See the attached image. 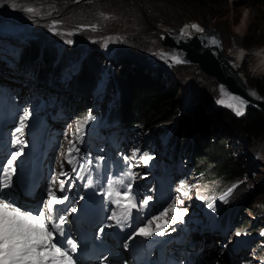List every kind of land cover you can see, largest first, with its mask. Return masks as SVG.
I'll use <instances>...</instances> for the list:
<instances>
[{
	"label": "rangeland",
	"instance_id": "obj_1",
	"mask_svg": "<svg viewBox=\"0 0 264 264\" xmlns=\"http://www.w3.org/2000/svg\"><path fill=\"white\" fill-rule=\"evenodd\" d=\"M19 1L0 0V84L4 74L7 77L13 75L14 63L19 59L22 48L25 45L38 43L37 41L35 42L38 36L46 37L48 40L56 39V37L61 38V41H63L62 39L66 41L71 40L72 43L70 45H81L80 48L82 49L77 61L66 65V71H63L60 77L53 78L47 76L46 80H33L29 86L31 77L25 73L24 77L21 75L17 76L20 80L18 83H12L9 80L5 82V87L8 90L15 91V96L22 104L23 110L30 111L31 107L34 110L44 102V107L38 113L48 119V116L51 115L54 107L58 104V100L61 99L60 104L63 102L67 103L68 101L78 103L77 98L71 94L68 88V77L72 78V75L75 73L76 63L82 65L79 58L83 56L82 59L84 60L87 54L86 50L93 44L96 45L95 48L99 49L100 55L96 58L92 57V62L90 64L88 62L89 65H84L82 68L88 74L91 68L96 66L95 70L99 73V78L95 86L100 81L107 80L106 73L109 75V72L111 74L116 73V79L112 80V82L117 81V78L122 81L119 71L122 69L123 62L126 65L127 62H130L132 66L133 64H138L151 68L156 72L160 71L163 73V78L161 77V79H164L165 83L171 77H174L179 82L176 87L178 92V96L176 97L178 102L182 103L179 105L176 115L170 118L167 123L159 126L169 128L175 119L177 121L183 116H189L191 111L195 109H192L193 106L201 103L202 99L205 103L203 105L206 106V111L215 120L213 131L217 133V137H219V134L223 135L222 138L228 146V151L231 152L232 156L240 164V167H243L245 171L242 177L237 179L236 182L233 181L234 184H232L235 186L232 201L234 203H240L241 200L246 201L250 207L247 210L242 209L243 216L245 217L244 220L246 221L242 224L240 231H243L244 233L242 234L246 235L248 234L249 227L254 228L255 225H260L261 220L258 217L255 218V216H259L261 213L264 214V200L261 199L264 195V134L260 138L251 139L252 141L250 139L247 141L242 139L241 141L235 138V135L230 133V129L225 127V124L221 122L222 118L215 114L214 110L217 107L214 106L213 100L218 95L215 79L204 71L198 70L195 64H175L170 60L162 59L161 53L170 56L173 52L167 46V43H163L165 41V34L177 31L180 28L184 31L190 22L189 27L193 24L199 27L205 25L208 30L214 29L218 33L223 47L222 53L228 56L238 68V75L242 78L243 82L254 87L264 97V64L262 62L264 59V1L257 7L249 6L247 0H217L219 3L214 6L190 7L182 2H168L167 4L161 1L152 2V4L144 2L139 5L137 4L138 2L132 3V1L76 0L74 3L71 2L70 5H63L61 12L46 11L40 6L29 4L32 1L24 0L25 4L21 3L22 0ZM128 3H130V6L126 5ZM13 4L15 7L12 6ZM55 4L56 2L53 1L52 5ZM87 4L91 5L87 6ZM27 7L36 9L38 15L24 11L23 9ZM188 16H196L199 21L195 19L185 20ZM54 22H56L57 31L61 33L60 35L49 31V27ZM69 33L71 34L69 35ZM254 41L260 44L253 45L250 48L244 46L247 42ZM65 43L61 44L60 47L62 49ZM54 45L57 46L56 43ZM58 48L57 46L56 51H58ZM136 53L140 57H137ZM92 54L95 55L94 52ZM55 60L57 61V57L53 61ZM2 62H4V65ZM2 66L6 69H3ZM93 95L94 98L100 96L96 94V91ZM35 96L42 98L43 101L34 98L31 100L30 105L29 99ZM190 98L192 101H190ZM5 103L7 102L3 101L4 114L7 112ZM95 104L92 102L91 105L94 106ZM80 107L83 108L84 105L81 104ZM64 111L65 116L61 119V123L56 124L58 131H56L55 135H52L58 138L62 145L58 150L50 147L44 154V158L50 156L49 164L54 169L59 167L58 161H61V158L64 157L61 153L66 155L65 147L68 146L69 141L76 139L73 133H75L77 121L85 117H73L72 111L68 109H64ZM259 111L264 114L263 110ZM89 113L92 115L96 114L92 112L91 108H89ZM33 115L36 118L37 115L35 113ZM56 121L58 119L54 117L53 122ZM48 126L50 125L47 121L45 127L37 132H32V134L35 133L34 135L40 136L39 138L42 140L49 132L47 130ZM96 130V133H92L91 127L84 129L83 142L87 150H84V147L79 145L83 164H86L85 161L89 157L91 158V148H94V146L98 148L94 150V165L89 166L86 164L85 171L81 176L86 178L88 172L91 171L95 181L97 173L105 171L102 152L108 154L110 142L115 138H119L116 152L126 151L124 156L129 157L128 162L136 165L138 168L134 170L135 175H137L136 180L140 183H146V177L141 176L147 172L144 168L146 164L143 165L141 163L143 161L139 156L131 159L132 153L136 150L138 144H140V150L143 151V136L136 133L137 131L122 130L119 126L116 128L102 126L96 128ZM25 133L28 134V131L26 130ZM164 139H167L166 130L164 132H157L146 140H152L151 144L154 146L152 160L156 162L155 172L163 178L168 192L178 189L180 184L183 183L189 195L182 196L177 191L173 203L175 202L177 208L180 210L184 209L186 204H189V209H193L191 194L193 192L199 201L206 193L205 185H200L197 182L196 177L191 173L188 161L183 157L179 155L182 166L178 167L162 155L163 151L160 147V142ZM55 153H58L55 158L56 160L53 157ZM112 153L114 152L112 151ZM38 156H41V152H38ZM108 159H110L109 156ZM97 161H99V164H97ZM120 169L122 171L127 170L125 165H121ZM149 175L151 174L149 173ZM67 184L71 185L68 188V192L72 197H78L81 194L82 186L80 185H87L86 179H83L80 185L74 184L73 179L68 180ZM158 191L159 188H155L153 183L150 195L153 196ZM79 200L82 201L80 198ZM229 232L233 237L241 236L240 240L249 241L254 239L251 235L244 237L241 234L237 235V232ZM263 232L264 226L255 230L253 234L257 233L260 236ZM229 238L228 235L226 241ZM256 240L262 242L260 238ZM229 241L231 242V240ZM263 252L264 249L260 251V255ZM214 253H217V251L215 250ZM242 261L245 264H260L256 260L255 255L251 254L250 250L244 254Z\"/></svg>",
	"mask_w": 264,
	"mask_h": 264
},
{
	"label": "trees",
	"instance_id": "obj_2",
	"mask_svg": "<svg viewBox=\"0 0 264 264\" xmlns=\"http://www.w3.org/2000/svg\"><path fill=\"white\" fill-rule=\"evenodd\" d=\"M28 1H32L29 4L40 6L46 11L61 12L63 5H70L71 2L74 3L76 0ZM53 1L56 2L55 5H52ZM119 1L138 2L137 4L139 5L144 2L150 4L159 1L165 2V4L168 2H182L190 7L214 6L219 3L217 0ZM263 1L264 0H247V3L251 7H257L260 6ZM21 3L25 4L24 0H22ZM89 5L91 4H87V6ZM126 5L130 6V3ZM189 19L199 21L196 16H188L185 20ZM45 38L38 36L37 40H35V42L37 41L38 43L25 45L16 63L17 70L19 68L23 72H28L35 80H46L47 76L53 78L62 76V72L66 71V65L74 63L78 59L79 53L82 51L80 48L81 45H70L69 43H65L66 40L64 39H62L63 42L61 38L58 37L50 40H48V38H46V40ZM31 40L33 39L31 38ZM54 43L57 44L61 51L59 48L58 51H56L57 46H55ZM62 43H65L63 49L60 47ZM257 44L260 43L256 41L247 42L244 46L250 48ZM95 47L96 45L93 44L86 50L87 52L84 51L87 53L86 58L84 60L82 59L83 56L79 58L82 65L78 63L77 68L74 70V75L72 78L68 79V88L71 94L78 99V103H71L72 105L67 104L68 109L72 110L73 115H80V113L84 115L86 113L88 108L78 109V107L80 104H83L85 107L88 106L91 102V92L98 82L99 73L95 70L96 66L91 68L88 74L84 72L85 69L82 68L84 65H89L92 62V57L96 58L100 55L99 49ZM93 52L95 55L92 54ZM137 54L138 53H136V56L140 57ZM124 55L126 54L124 53ZM56 57L57 61H53ZM37 59H39V61H37ZM147 68L148 67L138 64H133L132 66L130 62H127L126 65L123 62L122 69L119 71L122 81L117 78L115 82H112V80L116 79V73L111 74L107 71L109 75L106 73L107 80L103 81V95L105 98H108L112 94H115L116 102L107 109L108 103L102 100L99 104L101 117L104 115H107L108 118L110 116H115L120 119L122 127H124L122 122L134 126L139 124L142 129L140 133L144 135V140H148L157 132H164L166 130L167 139H165V150L168 152V157L174 159L176 163H179L176 155L181 153L182 150L184 152L182 155L186 157L191 165L193 176L199 179L200 184H203V182H214L217 184L216 187L219 188V186L223 184H228L241 178L245 171L243 167H240V164L235 160L231 152L228 151V146L222 138L223 135L219 134V137H217V133L213 131L215 120L206 111V106L203 105L205 103L202 99L200 101L201 103L193 106L192 109H195L191 111L189 116H183L177 121L175 119L170 126L171 128L159 126L163 123H167L170 118L176 115L178 107L182 103L178 102L176 97L178 96L176 87L179 82L177 79H174V77H171L170 80L165 83L163 81L164 79H161V77L163 78V73ZM190 101H192L191 98ZM214 111L215 114L222 118L221 122L225 124V127L230 129L231 132H229L241 141L242 139L245 141L248 139L254 140L262 137L264 134V114L257 109L247 108L241 117H236L232 113L220 108ZM146 142H148V146L151 145V141ZM143 153L147 155L146 152L143 151ZM118 156L120 155L118 154ZM137 156L142 159L141 153L136 155V157ZM149 165L152 166L153 164L148 162L147 166ZM231 187H233L232 183L227 185V189ZM263 196L261 198L262 200H264ZM231 204L233 206L228 212L229 217L235 224H239L245 218L242 209H249V203L241 200L240 203H234L232 201ZM256 217L261 220V224H264V214L261 213V215Z\"/></svg>",
	"mask_w": 264,
	"mask_h": 264
},
{
	"label": "snow or ice",
	"instance_id": "obj_3",
	"mask_svg": "<svg viewBox=\"0 0 264 264\" xmlns=\"http://www.w3.org/2000/svg\"><path fill=\"white\" fill-rule=\"evenodd\" d=\"M12 6L15 7L14 4ZM23 10L27 13L38 15V11L32 7H27ZM191 28L198 32L202 31L195 24L191 25ZM49 31H53L57 35L61 34L57 31L56 22L49 27ZM182 35H188L187 28ZM66 42L69 44L72 43L71 40ZM211 43L215 45L217 41L213 40ZM161 58L170 60L175 64L185 62L178 55L168 56L165 53H161ZM219 94L221 98L217 103L231 108L237 115L244 114L245 107L248 103L245 99L229 93L224 85L220 86ZM249 95L256 97V93L252 91L249 92ZM225 97H227V101L229 102L226 103ZM29 118L30 113L27 110H24L22 115H18L15 118L18 120V126L14 129L10 144L16 147L17 150L7 151L0 156V264H77V260L74 259L72 254L77 252L79 245L75 240L65 234L64 226L68 223V215L76 213L78 209L74 202L69 201L67 195L58 196L56 191V185L58 183L59 191L62 193L65 192V185L72 177L65 172H61L59 176L55 174L51 175L50 182H46L39 196H32V203H28L12 187V178L17 172L15 162L18 157L24 155V148L27 147L22 137ZM93 119L95 117L89 113L82 120L77 121L75 133H73L76 139L69 141L66 155L61 153L67 163L73 166L72 170L74 172L77 171L76 165L80 164L82 158L77 143H83L84 129ZM135 158L136 152H133L131 159ZM100 159L102 160V158ZM123 159L127 162L129 157H124ZM151 159L152 156L150 155L142 156L144 164H147ZM85 163L91 166L93 161L89 157ZM97 164H99V161H97ZM83 168L84 166L81 165L82 170ZM60 176L66 177V179H60ZM76 178L86 179V183L90 187L96 186L103 189L102 194L109 205L108 212L110 213L105 218L114 223L100 227V233L105 231V227L127 226V222L132 217L133 210H143L148 206L149 200L151 199V197H148L139 203L137 202L139 193L133 192L132 185V181L136 177L131 171L130 165L127 170L115 176L110 170L105 171L103 174L98 172L95 181L91 171L88 172L86 178L79 174ZM6 189L8 191H5ZM177 191L182 196L189 195L183 183L180 184ZM232 191L233 189L230 188L219 199L227 203ZM30 195L27 190H24V197ZM61 205L63 207H58ZM111 206H114V208ZM207 206L215 211V201L208 203ZM170 210L175 217L174 220L169 221L167 218L168 209H165L160 215H153L150 219H147L146 223L141 221L144 226L139 227L138 231L133 228V232L145 239L154 235L164 236L166 229L169 227V223H178L186 215V210L178 209L175 202L172 204ZM65 213L68 215H65ZM127 246V244H124V247Z\"/></svg>",
	"mask_w": 264,
	"mask_h": 264
},
{
	"label": "water",
	"instance_id": "obj_4",
	"mask_svg": "<svg viewBox=\"0 0 264 264\" xmlns=\"http://www.w3.org/2000/svg\"><path fill=\"white\" fill-rule=\"evenodd\" d=\"M201 29L202 31L197 32L193 37L182 35L177 29V31L165 34L163 43H167V46L173 51L171 55H178L185 61L181 64H195L198 70L204 71L215 79L218 95L213 100L214 106L226 109L236 117H241L231 108L217 103L221 98L219 88L224 85L229 93L238 95L248 102L245 110L246 108H254L264 112V97L254 87L243 82L237 70L223 55V47L218 33L214 29L208 30L205 25H202ZM213 40H216L217 44L213 45L211 43ZM250 91L255 92L256 97L249 95ZM225 101L226 103L229 102L227 97H225Z\"/></svg>",
	"mask_w": 264,
	"mask_h": 264
},
{
	"label": "bare ground",
	"instance_id": "obj_5",
	"mask_svg": "<svg viewBox=\"0 0 264 264\" xmlns=\"http://www.w3.org/2000/svg\"><path fill=\"white\" fill-rule=\"evenodd\" d=\"M191 23V22H190ZM190 23H188V25H187V27H185V29L187 28V32H188V35L187 36H190V37H193L198 31H196V30H194V29H191V27H189V25H190ZM196 25V24H195ZM200 29H201V27H199ZM179 30V32L182 34L184 31H182L181 30V28L180 29H178ZM2 33V32H1ZM10 34V33H9ZM7 37V36H6ZM15 41H16V38H15ZM1 42V41H0ZM0 53H1V49H0ZM223 55H225V54H223ZM226 56V55H225ZM227 58H228V56H226ZM228 61H229V63L231 64V66H233L236 70H238V68L234 65V63L232 62V60H230V58H228ZM18 62V60H16V63ZM263 64H264V59H263ZM16 63H14V70H13V75L17 72V68H16ZM2 64L4 65V62H2ZM2 68L3 69H6V68H4V66H2ZM74 75V74H73ZM72 75V76H73ZM71 77H68V79H70ZM139 134H141L142 135V133H139ZM143 136V138H144V135H142ZM134 152H136V155H138V154H140V152H138V151H134ZM143 165H145L143 162H141ZM145 168V170L146 171H148L147 170V164H146V167H144ZM148 169L150 170L151 169V166H149L148 167ZM40 171V167L37 165V166H35V167H33V168H31V167H28V168H26V170H25V172H27V176H29V177H36L37 176V173ZM159 178H161V177H159ZM232 189H233V191H234V189H235V187H231ZM230 189V188H229ZM105 224V223H104ZM103 224V225H104Z\"/></svg>",
	"mask_w": 264,
	"mask_h": 264
}]
</instances>
